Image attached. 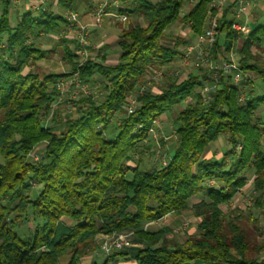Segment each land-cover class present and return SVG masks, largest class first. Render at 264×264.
<instances>
[{
    "label": "trees",
    "instance_id": "1",
    "mask_svg": "<svg viewBox=\"0 0 264 264\" xmlns=\"http://www.w3.org/2000/svg\"><path fill=\"white\" fill-rule=\"evenodd\" d=\"M2 1L0 264H82L98 249L100 235L128 232L132 242L142 245L113 251L112 257L132 249L138 264H264V227L253 210L222 208L253 175L254 207L264 209V89L255 83L260 79L264 88V62L256 53L264 49V23L244 37L232 28L231 7L219 20L212 59H227L223 49L228 52L243 39L236 50L242 80L223 71L214 77L202 65L183 80L169 74L154 91L147 84L149 74L183 56L180 47L191 42L182 34L170 36L171 26L187 23L192 38L202 33L211 0H196L183 12L186 0H134L128 14L142 20H130L123 28L116 64L106 63L105 55L82 62L78 41L57 37L67 20L51 10L38 17L24 12L12 27L9 1ZM58 1L73 8L77 0ZM42 34L57 39L54 48L42 47ZM60 47L68 73L32 70ZM76 72L91 86L100 83L101 94L75 101L77 116L61 129L47 126L45 115L61 95L57 82ZM205 83L215 85L208 101L200 92ZM130 95L136 96L131 112ZM180 105L173 120L176 140L166 162L155 159L148 166L146 156L157 154L154 121ZM221 135H228L230 147L220 158L207 157ZM40 144L43 153L30 160ZM198 195L203 198L191 203ZM187 211L200 221L197 231L182 241L169 237L168 226L145 228L167 214ZM32 218L42 223L18 233V226ZM245 221L260 241L251 240Z\"/></svg>",
    "mask_w": 264,
    "mask_h": 264
},
{
    "label": "rangeland",
    "instance_id": "2",
    "mask_svg": "<svg viewBox=\"0 0 264 264\" xmlns=\"http://www.w3.org/2000/svg\"><path fill=\"white\" fill-rule=\"evenodd\" d=\"M96 0H77L75 3V7H73V10H76L79 14L81 19L83 20V15L85 13V16L87 15V12L91 9L92 6H90V3L95 5ZM156 1V0H154ZM196 0H186L182 12L185 10H188L191 6H193V4L195 3ZM49 2H54V0H49ZM78 2H80L79 5V9L77 8L78 6ZM98 2V1H97ZM134 0H127V4L130 5L132 7ZM261 8H264V0H261ZM61 5L57 6L55 10V12H57V10H61L64 7H60ZM89 8L88 11H84L85 9ZM77 8V9H76ZM133 8V7H132ZM29 10V9H28ZM24 12V9H21V12ZM65 10H63L62 13H64ZM117 10H114L113 12L116 14ZM60 12V11H59ZM249 12V10H248ZM254 12V11H253ZM33 15L35 17H38L40 15V12L37 11H33L32 12ZM262 14V13H261ZM258 14H255L254 17H257ZM88 16V15H87ZM108 17V16H107ZM17 18V14H15L13 16V19ZM209 18L210 15L208 13V20L206 21V25L209 22ZM242 20L241 22H247L248 28L249 29H253L254 27H256L258 24L264 23V15L257 21L252 20V19H248L246 17H244V15H242ZM107 20V18H106ZM105 20V21H106ZM112 20H117L115 16H113ZM129 20H142L141 18L137 19V17L135 15H131L129 17ZM120 21V20H117ZM105 24V22H104ZM103 24V25H104ZM103 25L101 27L98 28H102ZM170 36L173 35H177V34H182L183 36L189 38L191 40V42L194 41V39L196 38V36L194 38H192V31L190 26L187 23H181V22H176L171 26V29L169 31ZM58 37V35H57ZM61 37V36H59ZM70 38V37H68ZM113 38V37H112ZM56 39V38H55ZM39 42L42 43V39L40 38L38 40ZM48 42V41H47ZM51 45H48L49 48H51L54 44L55 41L54 39H50L49 40ZM48 42V43H49ZM92 42V31L90 32L89 35V45H91ZM166 43H169L168 40L165 41ZM190 42V43H191ZM243 44V39H239V41L237 42L236 45H234V48L231 49L230 51L226 52V49H223V52L225 53L227 59H233L238 61L239 57H240V53L237 52V48L240 47ZM88 45V46H89ZM90 47H87V52L86 55L82 54L81 49L79 50V54H80V60L83 62L84 60H86L87 58H94L93 54H91V49H89ZM182 51L184 52L185 47L181 48ZM221 49V50H222ZM255 52V50H254ZM256 53L259 54V57L261 59L262 62H264V49H259L256 50ZM63 56V51L61 49H59L56 53L52 54L50 57L46 58V59H42L39 60L36 63V66H34L32 68V70L36 71V72H40V73H50V72H56V73H61V72H66L68 73L70 66L65 63L62 59ZM213 56L210 54L208 56V58H212ZM195 59H197L196 55L191 56L190 58H188V60H185L183 58V56H178L173 62H171L169 65L167 66H163L161 68H157L154 71H152L148 78H147V84L149 85V88H151L154 91H159L160 90V84L161 82L167 77L169 76V74H173L175 76H180L181 80L187 78L188 74L195 69ZM28 70H30V68H26L25 72H27ZM67 78V77H66ZM256 86L257 88H261L262 90L263 88V84L262 81L260 79H256L255 80ZM87 88L88 92H86V90L83 88ZM69 90V91H68ZM66 91H63L64 93H62V91H60V96L57 100V102L55 103V105L53 106V109L45 115V120L44 123L47 126L52 125L53 127H56L57 130L61 129L62 126L64 125V123L67 122L68 119H70L71 117H76V103L75 101H77L80 97L82 96H89L92 92L94 94H101L102 91V86L100 83H97L94 86L89 85V83H86L85 81H81L80 85L77 86L75 83L72 84V86ZM260 91V89H259ZM136 96H129V98L127 99L128 104H134L136 103ZM128 105V109L129 112H131L132 110L130 109V106ZM184 105H180L178 106L177 109H175L172 113L169 114H164L161 117L157 118L156 122H155V132H152V137H153V144H154V150L155 152H157L156 155L153 154H148L146 156V163L148 166L154 165L156 163L155 159H159V160H163V163L166 162V152L172 148L173 143L176 140V133H175V129H174V125H173V120L176 117L177 113L179 110H181L183 108ZM264 109V108H263ZM261 115L264 118V110L260 111ZM228 135H221L219 137V140L213 144H211L210 148L211 150L214 149L216 150H221L224 151L226 149H228L230 147V144H228ZM160 139H163L164 142L161 143ZM44 144H40L36 151L33 154H30L29 159L30 160H35V157L32 156H40L41 153H43L44 150ZM212 152H215V151ZM208 155H211V152H208ZM3 161L2 156L0 155V162ZM253 176V175H252ZM252 176L251 179L248 182V185L246 189L243 190V188L240 190V192L238 193V195L235 197V199L227 206L224 205L222 206V208L224 210H231L232 212H236L238 213L239 210H243V211H248L250 209L253 210L254 214L256 215V217H258L259 219V224L261 226V228L264 227V209H257V207H254V202H253V198L256 197L257 193L255 192V190L253 189V186L251 184L252 182ZM213 184V181L212 183ZM243 190V191H242ZM242 191V195H239ZM199 197H203V195H198ZM186 214L191 213V211H187L185 212ZM191 219V217L189 218ZM64 221L66 223H70L71 221L67 218H64ZM195 222L196 221H190L188 223V231L189 232H193L195 230ZM36 223H42V220H33V218L29 221L24 222L22 225H19L17 228V232L18 233H22L25 232V234L29 231L30 228H32ZM243 226H245L248 230V232L250 233V237L251 240L253 242L256 241H260L261 240V235L257 234V231L255 230V228L252 226V224L249 221H245L243 223ZM189 233L184 231H180L177 232L174 236L175 240H184L187 235ZM103 235H100L98 237V239L100 237H102ZM133 241V240H132ZM116 251V250H114ZM264 257V251L262 253V256ZM99 264V262H98Z\"/></svg>",
    "mask_w": 264,
    "mask_h": 264
},
{
    "label": "built area",
    "instance_id": "3",
    "mask_svg": "<svg viewBox=\"0 0 264 264\" xmlns=\"http://www.w3.org/2000/svg\"><path fill=\"white\" fill-rule=\"evenodd\" d=\"M8 1L12 10H20L23 3V0ZM48 2L49 0H33L31 2V8L39 12L47 11ZM230 2H234L235 4L236 17L248 13L250 0H211L208 7V13L210 15L209 22L205 26L203 32L198 34L194 41L185 47L183 58L188 60L191 56L196 55L197 59L194 61L195 67L202 65L208 67L214 71V77H216L218 71L231 73L234 76V80L238 82L242 80V72L239 63L236 60H214L208 58L217 40L219 20L222 16V11ZM110 4H114L117 8V13L114 14L117 20H129L130 15L128 14V11L131 10L132 7L127 4V0H103L93 5L87 12L89 20H91L89 23L82 22L80 14L76 10L67 8L66 12L61 14V16L67 20V24L58 36L75 38L81 47L82 54L86 55L87 47L89 45V35L91 32L90 27H101L104 24L109 13L108 8ZM232 28L242 34H245L248 31L247 22H241L239 20H235L232 23ZM81 81L82 79L80 78L79 73L76 72L67 78L64 77L60 79L57 82L56 87L59 91L64 93L63 91L68 90L74 83L79 86ZM213 87H215V85L205 83L200 89L204 101L210 99V91ZM84 89L88 92L87 88ZM241 100H244V96L241 97ZM132 106L133 104L130 105L131 110ZM154 122H156V120ZM154 130L155 129L153 128L152 132H155ZM32 157H35V160L39 158L38 155ZM131 235V232L105 234L98 239L100 249L106 255L111 254L114 250H121L132 244Z\"/></svg>",
    "mask_w": 264,
    "mask_h": 264
},
{
    "label": "crops",
    "instance_id": "4",
    "mask_svg": "<svg viewBox=\"0 0 264 264\" xmlns=\"http://www.w3.org/2000/svg\"><path fill=\"white\" fill-rule=\"evenodd\" d=\"M32 1L33 0H23V3H22L20 10H12L10 8V6H8L9 18H10V22H11L12 27L15 26V24L17 23V21L19 20V18L21 17V15L24 12L35 11V10H33V8H31V2ZM101 1H103V0H96L95 4H97ZM2 3H3V1L0 0V13H1ZM78 3L79 4H78L77 8L79 9L80 2H78ZM59 5H60L59 1L54 0V2H48L47 7H48V10L53 11L55 14L61 15L63 10H65L64 12H66L67 8L64 7L63 9L57 10V12H55L56 9H54V8H56ZM93 5L94 4L90 3V6H93ZM260 5H262L261 0H250L249 12L246 14H243L244 17H246L248 19L255 20V21L259 20L264 15V8L263 7L261 8ZM227 7H231V16L233 17V19L239 20V21L242 20V18H241L242 15L239 17H236L234 2H230L229 4H227V6H225V8L223 9L222 14L226 10ZM21 9H24V12L23 11L21 12ZM88 9L89 8L86 7V9L84 11L86 12V11H88ZM114 10H117V8L114 6V4H110L109 8H108L109 13H108L107 20L105 21V24L103 25V27L101 29L98 27H95V26L90 27L91 31H92V42H91V45H89L88 47H90L89 49H91V54H93L94 55L93 57H95V58H97L99 55H105L106 56V63H108V64H116L118 62V58L121 54L119 47H118V43L121 39L123 28H125L128 25V23L130 22V20H126V21L112 20L113 16H115L114 15L115 13L113 12ZM37 12H39V11H37ZM15 14H17V18L13 19V16ZM40 14H41V12H40ZM255 14H258L257 17H254ZM83 16L84 17H83L82 22H88V23L91 22V20H89V17L87 15L85 16V13ZM143 25H146V23L143 22ZM250 31H251V29L248 28V31L245 34H243L244 37H246L250 33ZM40 37L42 39V43L41 42L40 43H41L43 48H47V49L54 48V45L51 48H49L48 45H51L49 42L50 39L47 38L44 34H42ZM52 39H54V41L57 40L55 38H52ZM55 43H57V42L55 41ZM4 46H5V41L0 44V49L3 48ZM59 49L62 50V47H60ZM78 53H79V51H78ZM52 54L53 53H51V55ZM51 55L47 56L46 58L50 57ZM46 58H44V59H46ZM259 89L262 91L261 88H259ZM262 110H264V109L263 108L260 109V111H262ZM228 144H229V141H228ZM213 150L214 149H212V150L210 149L211 155H208L209 154L208 153L206 156L207 157L215 156L216 158H220V156L222 155V151L221 150H219V151L214 150L215 152H212ZM253 177L254 176H252V178ZM249 185L247 184L243 188V190L246 189L247 186H249ZM242 191L239 195H242ZM202 198H203L202 196L201 197L194 196L191 198V203H196V202L200 201ZM190 217H191V219H189ZM191 220L196 221L195 222L196 228L193 232L188 231V223ZM199 221H200V218L195 216L193 214V212H191L189 214L183 213V214H178V215L170 213V214H167L164 217H162L156 221H152V222L148 223L145 228H148L151 230H156L158 228L168 226L172 229L169 237L171 239H174L175 234L177 232L180 233V231L185 230L189 234L195 233L197 231V223ZM179 241H182V240H179ZM96 243L98 245V249L94 253L84 257L82 260V264H98V262H99V264H103L105 262H107V264H138L137 261L135 260V258L131 256L130 251L132 249L128 250L129 251L128 255H117L115 257H112L111 256L112 253L106 255L101 251V249L99 247V243L97 242V239H96ZM141 245L142 244L140 242H132V244L129 245L128 247L129 248L134 247V246L139 247ZM65 262H66V260H64V263Z\"/></svg>",
    "mask_w": 264,
    "mask_h": 264
}]
</instances>
